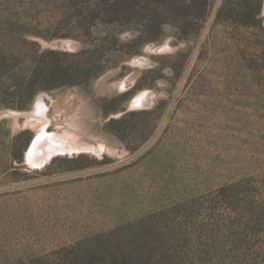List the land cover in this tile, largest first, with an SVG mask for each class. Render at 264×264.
Listing matches in <instances>:
<instances>
[{
	"label": "rangeland",
	"instance_id": "1",
	"mask_svg": "<svg viewBox=\"0 0 264 264\" xmlns=\"http://www.w3.org/2000/svg\"><path fill=\"white\" fill-rule=\"evenodd\" d=\"M140 2L112 27L114 0H0L26 67H109L0 107L43 103L0 116V264H264V0ZM42 127L80 152L32 166Z\"/></svg>",
	"mask_w": 264,
	"mask_h": 264
},
{
	"label": "trees",
	"instance_id": "2",
	"mask_svg": "<svg viewBox=\"0 0 264 264\" xmlns=\"http://www.w3.org/2000/svg\"><path fill=\"white\" fill-rule=\"evenodd\" d=\"M114 2V6L110 5L109 10V15L113 19L112 27L128 23L129 21L131 23L134 19L138 18L136 17L138 12L135 10L141 8V2L137 3V5L133 3V0H114ZM12 24V21H7L4 26L6 30L4 31H11L9 26L12 27ZM21 36L14 40L5 41L0 47V101H4L0 105L2 108L8 106L5 103L12 97L13 99H23L24 103H28L33 101L41 92L50 91L55 87L74 86L79 82L77 80L78 75L88 73L90 76L86 80H89L105 74L109 70L108 66L105 64L101 65L99 62L97 65L81 62L74 63L68 69H65L61 64L52 63L50 60H48L49 62L42 61L34 69H30L26 67L27 64H31L37 60L32 58V52L40 53L41 47L34 41L26 40L23 34ZM96 47L93 46V48ZM42 53L53 56L60 55L62 57L72 56V58H80L83 55L82 52L69 54L62 51L54 52L53 50H46ZM56 77L62 81H60L58 86H50V80H55Z\"/></svg>",
	"mask_w": 264,
	"mask_h": 264
},
{
	"label": "bare ground",
	"instance_id": "3",
	"mask_svg": "<svg viewBox=\"0 0 264 264\" xmlns=\"http://www.w3.org/2000/svg\"><path fill=\"white\" fill-rule=\"evenodd\" d=\"M60 42V41H59ZM58 42V43H59ZM63 42V41H62ZM60 44V43H59ZM58 45V44H56ZM145 103H147L146 93H142L136 96V98L131 103L132 109L141 108ZM42 100L37 103L34 108V111L29 113H20L14 112L12 110L6 112L5 116H13V118L19 119L20 117H26L27 122L32 123L36 118L42 113ZM40 113V114H39ZM49 133L45 127H42L41 130L37 133L35 139L32 141L30 148L27 151L26 160L32 166L42 167L45 164H48L53 158L63 154H73L74 152H80L81 147L75 145H66V141L63 136L58 134ZM85 151L90 153H99L103 151V148L94 149L85 147ZM75 154V153H74Z\"/></svg>",
	"mask_w": 264,
	"mask_h": 264
},
{
	"label": "water",
	"instance_id": "4",
	"mask_svg": "<svg viewBox=\"0 0 264 264\" xmlns=\"http://www.w3.org/2000/svg\"><path fill=\"white\" fill-rule=\"evenodd\" d=\"M59 43L55 42V43L50 44V48H52L53 50H58V51H67L68 50L67 49L68 46L66 45L65 42H59ZM56 44H58V45H56ZM2 114H5V113H1L0 116Z\"/></svg>",
	"mask_w": 264,
	"mask_h": 264
}]
</instances>
